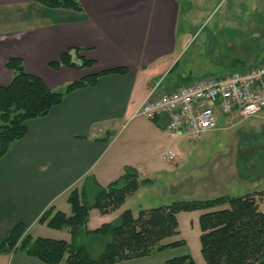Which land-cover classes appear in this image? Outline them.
Wrapping results in <instances>:
<instances>
[{
    "label": "crops",
    "instance_id": "obj_1",
    "mask_svg": "<svg viewBox=\"0 0 264 264\" xmlns=\"http://www.w3.org/2000/svg\"><path fill=\"white\" fill-rule=\"evenodd\" d=\"M78 1L82 13L47 9L32 0H0V27H17L15 32L0 34V87L8 86L13 79V72L6 68L12 58L22 59L29 74L42 79L56 92L90 75L119 68L127 70L126 74L101 77L95 87L67 95L48 116L27 123L26 136L13 143L0 161V240L18 225L24 226L33 239L48 237L45 235L49 232L70 235L69 229L54 230L40 223L44 213L54 208L71 216L69 196L89 177L107 187L123 175L126 167L136 169L140 175L147 173L151 161H139L136 146L146 149L147 143H151L159 147L169 136L176 138L168 132L165 117L149 121L133 115L158 84L161 93L193 81L182 76L174 79L178 59L185 49L178 47L183 0ZM226 4L231 13L215 28L230 31L235 40L226 42L229 51H235L228 57L236 65L227 75L230 76L264 65V0H226ZM216 47L213 41L211 55ZM74 49H80V55L95 65L84 70L50 67ZM141 118L145 129L134 125ZM167 152L160 153L161 160ZM223 162L225 166L217 168L215 174L200 176L176 190L182 195H199L192 200L224 196L219 189L222 180L217 177L220 170L224 173L227 169L226 160ZM202 192L207 193L205 198L200 196ZM95 211L90 212L89 230L121 215L119 210L109 215L98 211L99 217L94 218L91 227ZM186 246L185 242L182 247ZM180 248L116 264H164L186 255L199 264L189 251L174 254ZM0 264L45 263L15 251L0 253Z\"/></svg>",
    "mask_w": 264,
    "mask_h": 264
},
{
    "label": "trees",
    "instance_id": "obj_2",
    "mask_svg": "<svg viewBox=\"0 0 264 264\" xmlns=\"http://www.w3.org/2000/svg\"><path fill=\"white\" fill-rule=\"evenodd\" d=\"M32 2L51 10L83 12L78 0ZM80 52V49L70 50L59 61L51 63L50 67L55 70L62 67L75 70L92 68L95 62L82 57ZM6 68L13 72V79L8 86L0 87V161L13 143L26 136L29 121L45 118L63 103L67 95L95 87L101 77L127 73L125 68L103 71L56 92L50 90L42 79L29 74L20 58L9 59ZM149 183V180L141 181L139 172L132 167H126L124 174L107 187L99 186L94 177H89L80 189H75L69 196L71 216L51 208L40 219V223L51 229H69L70 241L33 239L24 226L18 225L0 240V253L21 251L45 264H60L64 260L67 264H116L146 258L168 248L185 246L183 240L173 243L166 241L180 234L179 214L200 211L204 213L199 219L201 254L206 264H264V211L258 199L260 193L239 198L220 196L177 201L169 206L142 210L136 218L130 210H126L113 222L89 230L92 210L102 215L116 212L141 186ZM223 206L228 208L216 210ZM82 237L105 239L104 250L98 256H92L87 245L81 241ZM164 264L196 262L186 255Z\"/></svg>",
    "mask_w": 264,
    "mask_h": 264
},
{
    "label": "rangeland",
    "instance_id": "obj_3",
    "mask_svg": "<svg viewBox=\"0 0 264 264\" xmlns=\"http://www.w3.org/2000/svg\"><path fill=\"white\" fill-rule=\"evenodd\" d=\"M217 3L220 5L215 7ZM230 13L226 0H183L178 47L185 46V49L178 59L179 65L175 70L174 79L182 76L186 80L194 81L205 75L224 77L232 73L236 65L228 61V57L230 58L235 51H229L226 42L235 40L231 39L230 31L215 28V25ZM15 30L17 27L14 25L0 27V34L15 32ZM213 41L217 43V47L211 55ZM164 86V88L167 87L165 84ZM232 118L231 116L220 118V130L206 133L198 140L169 136L167 141L160 143L163 147H157L151 143H147L146 149L136 146L138 160L151 161L147 173L140 175L141 181L149 180L150 183L141 186L133 196L129 197L124 206L119 209L118 214L129 209L136 218L142 210L169 206L177 201H190L194 198L193 196L198 198L199 195L190 196V193L187 194L189 196L179 194L176 189L181 184L197 181L200 176L205 178L209 173L215 174L217 168L221 169L225 166L224 160H226L227 169L224 173L220 170L217 174V177L222 180L219 188L221 194L239 198L251 193H260L258 199L260 205L263 204L264 192L258 190L264 189V180L262 181L264 178V112L258 118L244 122H240L239 117ZM141 121L144 120L141 118L134 125L145 129L146 124ZM163 150L174 152L175 162L161 160L160 153ZM221 161L223 164H220ZM91 188L94 187L91 186ZM90 193V197L93 198V193ZM201 194L203 198L207 195L205 192ZM227 208L223 206L216 210ZM262 208L264 209V204ZM98 214V211L92 213L91 227L95 224L94 218L99 217ZM200 214L204 213L197 211L179 214L177 218L180 234L166 242L185 241L186 248L181 247L175 250L174 254L179 256L189 251L195 255L199 264H206L200 251L201 230L198 219ZM49 233L45 235L48 236L45 238L70 241V235ZM81 241L87 245L92 256L101 254L106 243V240L102 238L94 240L82 237Z\"/></svg>",
    "mask_w": 264,
    "mask_h": 264
},
{
    "label": "built area",
    "instance_id": "obj_4",
    "mask_svg": "<svg viewBox=\"0 0 264 264\" xmlns=\"http://www.w3.org/2000/svg\"><path fill=\"white\" fill-rule=\"evenodd\" d=\"M159 87H154L133 118L165 117L168 132L176 138L198 140L219 131L220 116L237 115L244 122L264 112V65L227 77L204 76L161 93ZM175 159L171 151L162 155L165 162Z\"/></svg>",
    "mask_w": 264,
    "mask_h": 264
}]
</instances>
